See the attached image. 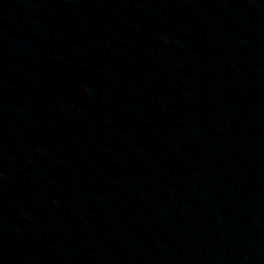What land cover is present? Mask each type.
I'll return each mask as SVG.
<instances>
[{"label": "water", "instance_id": "obj_1", "mask_svg": "<svg viewBox=\"0 0 264 264\" xmlns=\"http://www.w3.org/2000/svg\"><path fill=\"white\" fill-rule=\"evenodd\" d=\"M0 264H264V0H0Z\"/></svg>", "mask_w": 264, "mask_h": 264}]
</instances>
